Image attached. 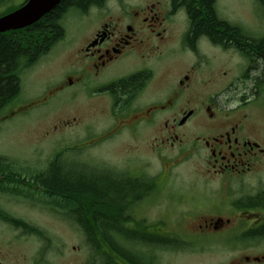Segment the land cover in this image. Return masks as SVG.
I'll use <instances>...</instances> for the list:
<instances>
[{"label": "flooded vegetation", "instance_id": "1", "mask_svg": "<svg viewBox=\"0 0 264 264\" xmlns=\"http://www.w3.org/2000/svg\"><path fill=\"white\" fill-rule=\"evenodd\" d=\"M248 4L241 22L222 13L220 0H88L59 10L49 51L61 47L56 54L69 51L73 59L52 74L59 76L40 102L70 91L64 105L75 101L77 111L58 122H115L114 134L141 125L156 132L150 147L158 158L168 159L164 149L203 152L204 176L219 183L205 185L197 221L194 210L183 209L198 199L190 195L197 187L170 186L171 166L141 169V182L127 183L106 166H66L61 158L54 194L47 167L21 166L17 176L1 177L0 264H176L177 255L191 263L193 254L214 249L231 253L228 264H264V118L255 104L264 92V26L252 22L262 18L256 9L264 0ZM214 51L236 59L240 86L208 87L207 75L228 73L220 58L215 67ZM40 60L10 68L19 73L12 78L20 92L0 110V122L33 109L18 97L23 76ZM92 108L91 118L84 112ZM91 131L94 142L113 134ZM83 172L91 181H82ZM35 207L47 220L33 216Z\"/></svg>", "mask_w": 264, "mask_h": 264}, {"label": "rangeland", "instance_id": "2", "mask_svg": "<svg viewBox=\"0 0 264 264\" xmlns=\"http://www.w3.org/2000/svg\"><path fill=\"white\" fill-rule=\"evenodd\" d=\"M5 1L6 4L4 5L0 3V11L7 6L20 4L24 0ZM220 2L223 4L224 9L222 13L227 18L237 22H241L239 17L244 18L246 9L249 8L248 0H220ZM256 11L262 18L254 17L252 22L261 23L264 26V5L257 7ZM226 14L233 16L229 17ZM60 50L61 47L58 50H52L23 76L22 91L18 99L31 101L35 105L28 114H18L11 119L0 122V155L16 159L18 165L46 167L49 162L51 163L54 156L60 152L61 158H64L66 162L75 159L82 166L85 164L101 165L134 175H140L141 169L152 174L161 171L163 166H171L170 176L166 177L164 181L168 180L167 182L170 186L184 192H187L186 189L192 185H195V188L197 187V190L190 192V195L192 198L198 199L189 202V204L193 205L192 207L187 206L183 209L194 210L195 219L201 221V214L198 213H203L202 210L205 208L203 204L206 201L203 189L206 184L219 183V181H209L210 178L204 176L203 170L205 171L206 165L203 152L202 154L194 152L185 157V155H178V150L164 149L162 154L168 159L161 160L152 152L150 147L153 146V143L158 142V140L153 138L156 134L155 131L141 129V125H139L134 131L120 129L114 134L112 128L115 122H58L59 118L62 119V117L68 115L72 117L73 113L76 115L75 101L68 107L64 105L65 101L70 98V91L53 94L45 104L40 102L42 95L47 92L48 85L53 83L59 76V74L55 76L52 74L58 73L63 66H70V62L73 59V57H70L69 51H64L62 55H57L56 53ZM209 57L215 59V67H218L220 63L216 58L226 61V72H228L224 74L225 69L222 68L220 73L207 75L208 78L212 79L208 85L210 89L219 90L224 84L229 82H232L235 87L240 86L239 79L236 78L239 67L234 57L231 55L221 57L216 51L212 52ZM247 83L252 85L250 81ZM255 104L258 105L260 110L258 119H263L264 92ZM60 107L61 109H58ZM95 111L96 109L92 108L84 113L92 118ZM48 114L51 115L47 116ZM195 125L196 123L192 124V129L196 128ZM89 128L97 131L96 133L102 131L103 135L113 134L110 138L103 136L102 140L94 142L91 140L96 138V134L92 131L89 132ZM186 140V143L190 142V136ZM175 191L178 193L177 190ZM13 204H8L10 209L15 208ZM46 215L37 207L33 209V216L41 218V220H47ZM51 226L57 231L61 230L56 224H51ZM215 241L213 239L210 243ZM219 252L218 249H214V251L211 250L207 254H205L206 252L193 254L190 257V262L192 264H228L229 259L232 262L233 256L229 251L225 254ZM235 258L238 259L237 256ZM187 261H189V257L183 259L180 255L175 256L173 260L176 264L189 263Z\"/></svg>", "mask_w": 264, "mask_h": 264}, {"label": "trees", "instance_id": "3", "mask_svg": "<svg viewBox=\"0 0 264 264\" xmlns=\"http://www.w3.org/2000/svg\"><path fill=\"white\" fill-rule=\"evenodd\" d=\"M26 1L27 0H24L20 4H13L5 7L2 11H0V16L20 8L26 3ZM86 1L88 0H61V3L52 12L45 15L37 23L22 30L9 31L0 34V110H3L8 104H10L20 92L19 84L12 78L13 76H16L19 80V73L17 69L10 70V68L15 65V62H17V68L20 70L23 67L30 66L42 55L47 54L56 41V39L52 38V29L54 30L61 23L59 10L67 5L72 6L73 4H78L79 2L83 3ZM5 2V0H2L0 3L1 5H4L6 4ZM30 39H32L31 42H29ZM27 55L30 60L27 59ZM60 160L61 153L58 152L52 159L51 163L49 162L48 166H46L47 168L44 171L46 173L45 176L49 177V182L54 184L53 187L49 186L52 191L50 192L51 194L60 190L61 180L57 175ZM76 162L79 161L75 159L69 160L66 166L77 167L78 164ZM21 166L23 168L26 167L18 165L16 159L0 155V183L3 181L1 177L17 176L16 171ZM116 172L118 171H114V174L122 173V175L119 176H122V178L124 177L126 179L124 181L127 183L141 182L138 178L139 175ZM21 175L22 174H18V176ZM87 175L89 174L84 172L82 173V181H91ZM67 178L68 180H72L73 178L75 179L74 172L68 174ZM118 180L115 178L114 182H117ZM99 181L105 182L104 180ZM14 182L18 183L19 180H15ZM39 182L42 181L40 180ZM67 191H69V189Z\"/></svg>", "mask_w": 264, "mask_h": 264}, {"label": "water", "instance_id": "4", "mask_svg": "<svg viewBox=\"0 0 264 264\" xmlns=\"http://www.w3.org/2000/svg\"><path fill=\"white\" fill-rule=\"evenodd\" d=\"M61 0H27L15 11L0 17V33L25 28L53 10Z\"/></svg>", "mask_w": 264, "mask_h": 264}, {"label": "bare ground", "instance_id": "5", "mask_svg": "<svg viewBox=\"0 0 264 264\" xmlns=\"http://www.w3.org/2000/svg\"><path fill=\"white\" fill-rule=\"evenodd\" d=\"M123 233V232H122ZM123 241V240H122Z\"/></svg>", "mask_w": 264, "mask_h": 264}]
</instances>
